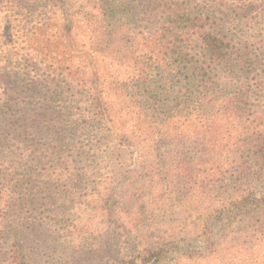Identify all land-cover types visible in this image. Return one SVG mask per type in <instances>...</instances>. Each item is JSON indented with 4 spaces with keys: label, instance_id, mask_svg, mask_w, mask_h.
I'll return each instance as SVG.
<instances>
[{
    "label": "trees",
    "instance_id": "1",
    "mask_svg": "<svg viewBox=\"0 0 264 264\" xmlns=\"http://www.w3.org/2000/svg\"><path fill=\"white\" fill-rule=\"evenodd\" d=\"M28 1L38 10L27 30L37 49L27 43V57L8 63L3 93L34 85L40 75L26 72L34 60L42 82L79 91L90 117L117 127L118 144L148 162V181L162 183L163 195L202 214L194 234L118 264H264V79L236 70L251 60L249 43L229 40L186 0H140L152 22L144 31L129 0H87L79 10ZM118 67L132 82L122 104L114 99L127 88L107 79ZM15 236L6 239L7 264H24Z\"/></svg>",
    "mask_w": 264,
    "mask_h": 264
},
{
    "label": "rangeland",
    "instance_id": "2",
    "mask_svg": "<svg viewBox=\"0 0 264 264\" xmlns=\"http://www.w3.org/2000/svg\"><path fill=\"white\" fill-rule=\"evenodd\" d=\"M16 1L0 0L2 75L14 71L9 62L27 57V43L35 47V34L27 30L30 10H38L32 1ZM67 1L74 10L87 2ZM186 1L215 17L229 40L249 43L251 60L236 70L264 79V0ZM129 4L137 5L131 12L146 24L144 31L152 22L142 1ZM34 62L26 70L32 79L40 75L34 85L7 95L0 81V103L7 110L0 116V264H7L10 233H16L24 264H118L127 255L194 234L202 214L178 195H163L162 183L148 181V162L118 144L117 127L90 117L79 91L42 82ZM128 72L118 67L107 78L127 88L114 99L119 104L132 84ZM260 92L264 96V87Z\"/></svg>",
    "mask_w": 264,
    "mask_h": 264
}]
</instances>
